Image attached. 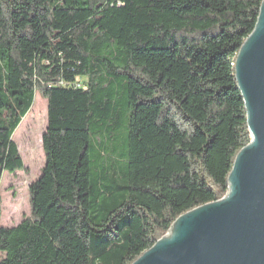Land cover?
<instances>
[{"label":"trees","instance_id":"1","mask_svg":"<svg viewBox=\"0 0 264 264\" xmlns=\"http://www.w3.org/2000/svg\"><path fill=\"white\" fill-rule=\"evenodd\" d=\"M263 1L0 0V184L48 103L31 213L0 225V264H134L224 198L251 142L235 64Z\"/></svg>","mask_w":264,"mask_h":264},{"label":"water","instance_id":"2","mask_svg":"<svg viewBox=\"0 0 264 264\" xmlns=\"http://www.w3.org/2000/svg\"><path fill=\"white\" fill-rule=\"evenodd\" d=\"M235 73L251 142L236 157L226 196L180 216L134 264H264V1Z\"/></svg>","mask_w":264,"mask_h":264},{"label":"rangeland","instance_id":"3","mask_svg":"<svg viewBox=\"0 0 264 264\" xmlns=\"http://www.w3.org/2000/svg\"><path fill=\"white\" fill-rule=\"evenodd\" d=\"M47 108V100L37 94L31 111L13 136L22 156L24 169L13 174H3L0 184L2 227H16L30 216L29 188L40 178L45 166L42 137L47 128Z\"/></svg>","mask_w":264,"mask_h":264}]
</instances>
